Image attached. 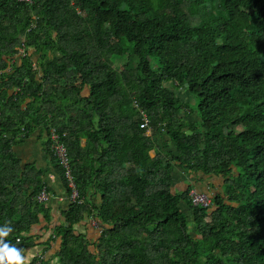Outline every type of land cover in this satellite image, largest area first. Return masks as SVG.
<instances>
[{
    "label": "trees",
    "instance_id": "16d2710c",
    "mask_svg": "<svg viewBox=\"0 0 264 264\" xmlns=\"http://www.w3.org/2000/svg\"><path fill=\"white\" fill-rule=\"evenodd\" d=\"M37 127L48 149L56 128L79 191L49 149L70 199L51 227L44 171L14 149ZM5 245L42 246L30 264H264V0H0Z\"/></svg>",
    "mask_w": 264,
    "mask_h": 264
},
{
    "label": "crops",
    "instance_id": "0c3cea01",
    "mask_svg": "<svg viewBox=\"0 0 264 264\" xmlns=\"http://www.w3.org/2000/svg\"><path fill=\"white\" fill-rule=\"evenodd\" d=\"M184 92H186V88L182 87ZM183 97H185L186 101H189L190 95L188 93H183ZM188 95V96H187ZM48 142V134L46 130H43L41 127H37L34 131L30 132L27 138H25L22 142L18 143L14 149L17 153V156L22 160L23 164L33 163L38 168L44 171V179L51 190L52 196L54 195L52 204V223L50 227L63 221L64 217L62 212L67 209L68 204L70 203V199L68 198V192L66 187L64 186L62 180L60 179L54 165L52 162L51 154L49 153V149L47 146ZM183 178V177H182ZM179 180L176 183V188H179L183 183L186 184V179L189 177L185 176L183 179ZM214 180V179H213ZM181 189V188H179ZM92 220L85 218L82 220L76 228L80 231L87 234V237L90 240H94L100 235L101 230L92 226ZM47 223L42 222L39 225L34 227V233L39 237V242H44L50 235L51 229L49 227L46 230ZM59 246L58 242L53 244V246L47 251V257L52 258L53 262L56 261V250ZM42 246H34L25 250V252L20 256L24 264H30L35 255L41 250Z\"/></svg>",
    "mask_w": 264,
    "mask_h": 264
},
{
    "label": "built area",
    "instance_id": "2783aa9c",
    "mask_svg": "<svg viewBox=\"0 0 264 264\" xmlns=\"http://www.w3.org/2000/svg\"><path fill=\"white\" fill-rule=\"evenodd\" d=\"M24 53H25V48L20 47L19 53L17 55L19 57L21 54H24ZM142 114H143V126L148 127L149 119L143 110H142ZM22 130L24 133L22 134V136H24L25 128L23 127ZM49 149L52 155L55 156L59 160L60 164L62 165L64 169L65 178L71 190L69 198L71 200H77L79 197V191H78L75 179H74V175L72 173V164L70 161L68 149L65 143L61 140V137L55 127H51L49 130ZM189 195L194 205L209 207L212 204V198L207 192L198 191L192 188L189 191ZM51 197H52V194L46 189V187L43 188L42 191L37 196L39 201H45V202L50 201ZM40 258H44V255H41Z\"/></svg>",
    "mask_w": 264,
    "mask_h": 264
},
{
    "label": "clouds",
    "instance_id": "9594fccd",
    "mask_svg": "<svg viewBox=\"0 0 264 264\" xmlns=\"http://www.w3.org/2000/svg\"><path fill=\"white\" fill-rule=\"evenodd\" d=\"M4 235H7L4 233ZM5 259L8 264H24L23 259L20 257L16 249L9 248L7 245L3 249H0V264H4Z\"/></svg>",
    "mask_w": 264,
    "mask_h": 264
},
{
    "label": "rangeland",
    "instance_id": "374dc122",
    "mask_svg": "<svg viewBox=\"0 0 264 264\" xmlns=\"http://www.w3.org/2000/svg\"><path fill=\"white\" fill-rule=\"evenodd\" d=\"M152 66H153V68H156V63L154 62V61H152ZM85 90H88V89H85ZM177 92H180V93H186V92H184V89L183 88H181V89H179V91L177 90ZM189 95V94H188ZM187 95V96H188ZM188 100H190V99H188ZM186 114V113H185ZM180 175H183V178L185 177V175L183 174V173H180ZM182 178V179H183ZM176 180H177V178H176ZM176 186V185H175ZM186 187V185L185 184H181L180 185V187L179 188H181V189H184ZM53 198H54V195L50 198V201H52L53 200ZM49 202V201H48ZM191 219V218H190ZM92 226H94V227H96V228H101L100 227V225H98V222L96 221V220H94L93 219V221H92Z\"/></svg>",
    "mask_w": 264,
    "mask_h": 264
}]
</instances>
